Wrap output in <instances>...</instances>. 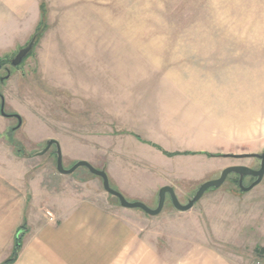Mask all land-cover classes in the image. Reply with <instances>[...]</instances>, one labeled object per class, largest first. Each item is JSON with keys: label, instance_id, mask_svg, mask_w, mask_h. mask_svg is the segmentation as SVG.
I'll use <instances>...</instances> for the list:
<instances>
[{"label": "rangeland", "instance_id": "374dc122", "mask_svg": "<svg viewBox=\"0 0 264 264\" xmlns=\"http://www.w3.org/2000/svg\"><path fill=\"white\" fill-rule=\"evenodd\" d=\"M1 62L11 76L0 108L3 98L22 126L0 113V160L28 173V190L38 183L48 196L58 189L121 208L84 167L56 180V147L39 155L49 140L66 169L87 161L152 209L163 187L186 205L226 168L261 167L225 156L264 151V0H0ZM122 212L174 252L202 244L235 264H264V178L243 192L231 174L187 212L169 195L157 217Z\"/></svg>", "mask_w": 264, "mask_h": 264}, {"label": "crops", "instance_id": "0c3cea01", "mask_svg": "<svg viewBox=\"0 0 264 264\" xmlns=\"http://www.w3.org/2000/svg\"><path fill=\"white\" fill-rule=\"evenodd\" d=\"M7 163L0 160V264L12 258L18 237L14 264H235L202 244L172 251L171 243L161 242L163 236L140 229L138 218L123 215L134 209L58 189L48 196L38 183L31 182L28 190V173Z\"/></svg>", "mask_w": 264, "mask_h": 264}, {"label": "water", "instance_id": "95a60500", "mask_svg": "<svg viewBox=\"0 0 264 264\" xmlns=\"http://www.w3.org/2000/svg\"><path fill=\"white\" fill-rule=\"evenodd\" d=\"M35 43H36V37L28 44L27 47L22 48L16 54V56L11 60V66L14 68L19 67L21 65V63L24 61V59L30 54ZM1 68H2V66L0 65V69ZM10 76H11V72L9 71L6 79H8ZM0 113L2 116L7 117V118L15 117L18 120L17 128H20L22 126V118L20 115L16 114V115L12 116V115L5 113V100L3 98H2ZM53 146L56 147L57 171L60 174L71 175L75 171H77L80 167H84V168L88 169V171L91 174L102 179L103 188H104L105 192L108 193L109 195L117 198L120 205L123 208L140 209L144 213H146L147 215L152 216V217L159 216L162 213V211L165 207L166 201H167V195H169L171 203L177 211L187 212V211L191 210L196 205V203H198L203 198V196L205 195V193L208 190L221 188L231 174H236L239 176V188L243 192H249V191L253 190L255 187H257L262 182V180L264 178V151H263V154H260V155L259 154H245V155L225 156V157H232V158H236V159L256 158V159H259L261 161V167L259 170H254V169L247 167V166H232V167L226 168L225 170H223V172L221 173V176L218 179L207 181L204 184H202L200 186V188L198 189L196 195L191 200H189L188 204H186V205H183L179 201V199L176 195V192L172 187H169V186L163 187L159 191L158 206H157V208L152 209L141 201H134V202L128 201L120 191H117L111 187L109 176H108L106 171L95 168L93 165H91L87 161H78L71 168L66 169L64 167V163H63V154H62L60 143L56 140H49L47 142L46 148L44 150H42L39 153V155H44ZM245 177H253V178H256V180L250 186L245 187L243 184ZM23 231L24 230H22L19 233V235Z\"/></svg>", "mask_w": 264, "mask_h": 264}, {"label": "trees", "instance_id": "16d2710c", "mask_svg": "<svg viewBox=\"0 0 264 264\" xmlns=\"http://www.w3.org/2000/svg\"><path fill=\"white\" fill-rule=\"evenodd\" d=\"M41 16H42V22H44L45 21V17H44V15H45V12H44V10H41ZM39 28H41L40 30L41 31H38L37 30V32H41L42 33V31H43V29H44V26H39ZM188 155H190L191 153H187ZM21 239L18 237L17 238V240H16V243H15V246H14V252H13V256H12V258L11 259H9V260H7L4 264H14L15 263V261H16V259H17V256H18V253H19V251H20V247H21Z\"/></svg>", "mask_w": 264, "mask_h": 264}, {"label": "flooded vegetation", "instance_id": "af4514ba", "mask_svg": "<svg viewBox=\"0 0 264 264\" xmlns=\"http://www.w3.org/2000/svg\"><path fill=\"white\" fill-rule=\"evenodd\" d=\"M0 65L2 66V68L0 69V72L2 71V70H6V72H7V74L5 75V76H0V82H4L5 80H6V78H7V76H8V73H9V71L10 70H8L7 68H6V65L7 64H4L3 62H1L0 63ZM9 115H12V116H14V115H16V114H9ZM11 118H15V117H11ZM16 119V118H15ZM18 121V120H17ZM17 128V127H16ZM254 159H256V158H254ZM256 160H258L260 163H261V161L259 160V159H256ZM259 170V169H258ZM246 178V177H245ZM244 178V179H245ZM254 179V181L256 180V178H253Z\"/></svg>", "mask_w": 264, "mask_h": 264}]
</instances>
